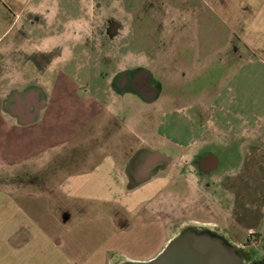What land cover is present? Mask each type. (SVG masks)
Returning a JSON list of instances; mask_svg holds the SVG:
<instances>
[{"label": "crops", "instance_id": "obj_1", "mask_svg": "<svg viewBox=\"0 0 264 264\" xmlns=\"http://www.w3.org/2000/svg\"><path fill=\"white\" fill-rule=\"evenodd\" d=\"M34 1L0 0L12 8L0 34V264L148 262L191 225L217 229L246 264L264 260V0ZM100 13L121 31L107 52L90 31ZM134 27L156 38L144 45L161 86L148 110L115 106H135L113 84L145 56L127 49ZM98 58L111 62L105 82ZM59 71L86 77L68 101ZM210 147L226 153L208 171ZM48 152L52 180L9 188L10 165Z\"/></svg>", "mask_w": 264, "mask_h": 264}, {"label": "rangeland", "instance_id": "obj_2", "mask_svg": "<svg viewBox=\"0 0 264 264\" xmlns=\"http://www.w3.org/2000/svg\"><path fill=\"white\" fill-rule=\"evenodd\" d=\"M36 1V0H35ZM35 1L33 3H35ZM12 8L5 6L2 2H0V34L1 32L4 30L7 31V34H9V32L11 33V31H9V27L11 26V21H12V15H11V10ZM24 16H27V14H24ZM137 19V18H136ZM2 21H5V23L1 22ZM105 20V14H101L100 13V26L98 28H92L90 29L91 32H95L93 35H96L97 36V46H98V50H100V52H107L109 51L110 47L108 45H106V43H108L107 41H110V38L111 37H121V31L118 30V27H117V24L116 23H111V25L109 24H106V21H103ZM105 22V23H104ZM139 26V25H138ZM145 27H148L147 25ZM143 30H146V29H140L138 27H134L133 30H129L128 31V45H127V49L128 51H130L132 53V55L134 57H138L141 56V55H144L145 56L143 57H140V61L137 63V65H134V66H138L139 69H144L145 71H147L150 75H155L158 73V71L154 70V66L155 64L152 63V61H154V56H151V49L150 48H146V46H144L146 44V41H148V43H150L151 40H155L156 38L153 37V33H150V35L146 38H142L141 36H144L146 33H149L147 31H143ZM10 41V38H5L4 42H2V45L0 46H5L6 43H8ZM119 49V44L117 45H114V52L116 54V52H119L118 51ZM164 51V50H162ZM146 56L148 58H146ZM150 57V58H149ZM154 59V60H153ZM69 72V71H68ZM167 72V71H165ZM220 73H221V69L217 68L216 70L213 71L210 78V81L215 83L214 81H216V79H220ZM49 76V75H48ZM50 77V76H49ZM48 77V78H49ZM54 78H56V80L58 81V74H56L55 76H53ZM208 78L209 76H205V78ZM219 77V78H218ZM153 78V77H152ZM91 79V78H90ZM54 80V79H53ZM196 86H195V91H198L199 89V86L200 88L202 87L203 85V79L200 80V81H196ZM191 90L194 91V88L191 87ZM77 94H80V92H78ZM73 98H75L73 96ZM72 98V99H73ZM110 98L114 100H117L116 97L114 96V94H111L110 95ZM74 100V99H73ZM123 100V99H121ZM125 101L128 103L130 102H134L135 106H144V107H149L146 106L144 104V102H142L141 100L135 98V97H126ZM144 114V116H147L148 113L146 114L145 112L142 113ZM55 121V119H54ZM53 122V120L50 119L49 122H47L48 124ZM136 134H139L138 132H136ZM135 135V134H134ZM210 148H213V147H210ZM215 148V147H214ZM158 147L155 148V150L158 151ZM214 152L216 153H221V155L225 154V150H221L219 148H216L214 150ZM53 155H51L50 152L47 153V160H42L40 162V160H37V161H28L25 163V168L23 166V168L19 169V171L14 167L13 171H12V168L11 167L12 165H10L9 167V176H10V182H9V188L10 187H15V186H22L23 189L25 188H28L29 187V184L31 182H33V184H41V183H44L46 180H52V173H49L48 170H43L44 168H47L49 167V164H50V159H52ZM223 157V156H222ZM5 160L2 161V157H1V154H0V165L1 163L5 164ZM42 169V170H41ZM11 184V185H10ZM243 236V235H242Z\"/></svg>", "mask_w": 264, "mask_h": 264}, {"label": "water", "instance_id": "obj_3", "mask_svg": "<svg viewBox=\"0 0 264 264\" xmlns=\"http://www.w3.org/2000/svg\"><path fill=\"white\" fill-rule=\"evenodd\" d=\"M243 249L210 226H186L166 248L148 262L120 264H246Z\"/></svg>", "mask_w": 264, "mask_h": 264}, {"label": "flooded vegetation", "instance_id": "obj_4", "mask_svg": "<svg viewBox=\"0 0 264 264\" xmlns=\"http://www.w3.org/2000/svg\"><path fill=\"white\" fill-rule=\"evenodd\" d=\"M96 63L99 64V66H101V68L103 67L102 70H105L102 75H100V78L102 80V82H105L107 80V78L110 76V72H107L106 70L109 66L111 67V62L107 59V58H98L96 60ZM111 71V70H109ZM153 76L150 75L147 71H145L144 69H127V70H123V71H119L118 75L115 76L114 79V93H116V95H118L119 100L122 99V97L124 95H129L132 97H135L139 100H141L142 102H144V104H148L151 103L152 101L155 100V98H157L158 93L161 92V86L154 81V79L152 78ZM86 77L85 75H83L82 73H68V72H63V71H59L58 74V96L57 99L58 101H65L69 99V94H68V90L72 87H74L75 85H77V81H82L84 80ZM99 85V83H96ZM86 87L88 89V91H91V87H89L88 85H83V88ZM86 90V89H85ZM87 91V90H86ZM82 96V94L80 95ZM83 102L86 103V98L82 97L81 98ZM108 98L105 97V100L107 101ZM71 101L72 102H76L75 100L72 99L71 97ZM95 103L98 104H106L105 101H96ZM113 104V102H109L107 101V104ZM118 104V103H117ZM123 105H115V106H121V107H126L129 109L132 108H142L144 110H148V108L150 107H144V106H129V105H124V103H122ZM174 151H176V153H182V152H186L187 148L182 146L179 147L178 145H173L172 146ZM207 150V152L205 153L206 156H204L202 158V162L205 166V169L208 171H211L214 167V163H215V152L212 151L211 148H207L205 149V151ZM153 173L160 171V169L153 167ZM179 173L182 172H188L187 167L184 166V168L180 167L177 169ZM152 172V171H151Z\"/></svg>", "mask_w": 264, "mask_h": 264}, {"label": "trees", "instance_id": "obj_5", "mask_svg": "<svg viewBox=\"0 0 264 264\" xmlns=\"http://www.w3.org/2000/svg\"><path fill=\"white\" fill-rule=\"evenodd\" d=\"M251 264H264V260H254Z\"/></svg>", "mask_w": 264, "mask_h": 264}, {"label": "built area", "instance_id": "obj_6", "mask_svg": "<svg viewBox=\"0 0 264 264\" xmlns=\"http://www.w3.org/2000/svg\"><path fill=\"white\" fill-rule=\"evenodd\" d=\"M250 237H252V236H250Z\"/></svg>", "mask_w": 264, "mask_h": 264}]
</instances>
